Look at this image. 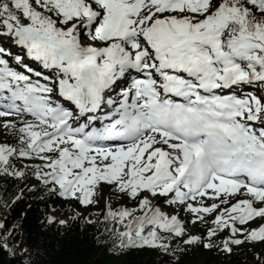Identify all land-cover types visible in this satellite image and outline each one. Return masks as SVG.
Listing matches in <instances>:
<instances>
[{
  "label": "snow or ice",
  "instance_id": "obj_1",
  "mask_svg": "<svg viewBox=\"0 0 264 264\" xmlns=\"http://www.w3.org/2000/svg\"><path fill=\"white\" fill-rule=\"evenodd\" d=\"M5 131L0 177L137 201L105 203L119 250L264 244V0H0ZM14 232L0 224V250L23 264Z\"/></svg>",
  "mask_w": 264,
  "mask_h": 264
},
{
  "label": "trees",
  "instance_id": "obj_2",
  "mask_svg": "<svg viewBox=\"0 0 264 264\" xmlns=\"http://www.w3.org/2000/svg\"><path fill=\"white\" fill-rule=\"evenodd\" d=\"M101 196L100 190L98 204L83 206L75 199L61 198L58 193L49 191L30 175L26 179L0 177V224H4L9 233L15 229L12 242L26 250V255L21 253L23 264H257V257L264 248V244L252 246L245 242L233 246L231 253H225L199 244L185 246L177 240L175 243L182 251L175 256L152 248L119 250L114 237L106 231L108 225L103 217L105 206L100 205ZM117 196H120L119 201ZM117 196L108 200L113 208L137 207V201L122 194ZM51 218L65 223H45ZM210 222L209 218L208 223H193L186 230L189 235L197 231L206 240ZM216 243L219 245L220 240ZM0 264L21 262L19 257L0 250Z\"/></svg>",
  "mask_w": 264,
  "mask_h": 264
},
{
  "label": "rangeland",
  "instance_id": "obj_3",
  "mask_svg": "<svg viewBox=\"0 0 264 264\" xmlns=\"http://www.w3.org/2000/svg\"><path fill=\"white\" fill-rule=\"evenodd\" d=\"M123 87V86H122ZM0 140L7 142V143H12V138H11V134L8 132H0ZM101 193L102 196L100 198V205L101 206H105V203L108 202V200L114 195L117 196V194H114L112 192V189L110 186H106L103 187L101 189ZM117 200H120V196L116 197ZM164 198L162 197H157V198H153L152 199V203L157 205L158 207H160L161 211L165 214V215H172V214H178L179 212H181V209L176 208L175 206H171V205H167L165 203H163ZM117 201V202H118ZM208 203H211V201H207ZM178 210V212H177ZM187 214V212H184L183 215L180 216V219L182 222L187 221L188 216H185ZM253 227H255V225H252ZM250 244V243H249Z\"/></svg>",
  "mask_w": 264,
  "mask_h": 264
}]
</instances>
